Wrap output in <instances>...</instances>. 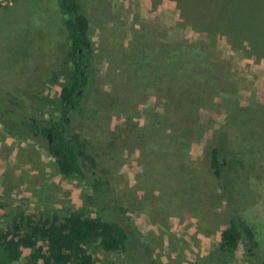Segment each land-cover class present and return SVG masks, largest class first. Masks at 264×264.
Masks as SVG:
<instances>
[{"label": "rangeland", "instance_id": "rangeland-1", "mask_svg": "<svg viewBox=\"0 0 264 264\" xmlns=\"http://www.w3.org/2000/svg\"><path fill=\"white\" fill-rule=\"evenodd\" d=\"M80 2L92 47L90 83L70 129L107 180L109 211L131 239L127 252L90 245L93 264H264L263 91L259 104L247 105L258 85L251 87L245 72L228 73L264 66L252 56L264 50V29L249 35L222 20L177 13L167 1L165 10L133 4L132 13L118 10L115 0ZM261 11L239 13H253L261 27ZM229 50L242 56L231 63ZM67 54L56 0L0 4V228L17 211L106 216L89 182L61 174L45 139L19 127L21 116H58V91L71 69ZM165 92L174 93V106L165 104ZM174 108L189 121L175 122ZM218 136L221 159L239 161L226 172L230 199L251 227L254 247L240 241L218 248L229 220L209 167Z\"/></svg>", "mask_w": 264, "mask_h": 264}, {"label": "trees", "instance_id": "trees-1", "mask_svg": "<svg viewBox=\"0 0 264 264\" xmlns=\"http://www.w3.org/2000/svg\"><path fill=\"white\" fill-rule=\"evenodd\" d=\"M56 1L66 31L67 56L71 66L58 91L59 113L56 118L44 121L21 116L19 127L22 133H35L45 139V149L61 174L76 175L89 182L90 189L100 209L106 211V216L91 217L74 210L61 216L49 211H17L8 217L5 227L0 228V264H93V257L88 251L92 244L105 251L127 252L130 247L131 239L126 227L113 218L114 213L109 211L107 180L94 171V159L87 153L78 134L70 129L72 116L80 112L84 92L90 83L92 47L88 36V20L80 0ZM252 3L257 14L264 10V6L259 8L253 0ZM261 13L264 21V11ZM256 18L253 13L247 16V26L227 21L224 24L237 25L243 27L249 35L254 32L258 35L256 33L264 29V25L259 27L260 22ZM174 98V93L165 92L167 106H174ZM173 111L175 122L185 124L189 121L179 108H174ZM223 148L224 139L218 136L216 146L209 154V167L220 181L229 209L228 224L219 232L218 248L231 250L240 241L254 247L253 231L236 215L230 199L226 172L235 170L239 161L235 158L223 161L220 157ZM23 250L27 251L24 255Z\"/></svg>", "mask_w": 264, "mask_h": 264}, {"label": "crops", "instance_id": "crops-1", "mask_svg": "<svg viewBox=\"0 0 264 264\" xmlns=\"http://www.w3.org/2000/svg\"><path fill=\"white\" fill-rule=\"evenodd\" d=\"M166 1L170 5H173L177 13L185 9V11H187L188 13H196L195 16H204L207 20H222L238 25L244 24L245 26H247L246 21H248L249 19H247V15L246 18L240 17L239 10L245 9L246 7H251L252 9H254V3L250 2L252 0H115V4L118 10L127 9L131 12L132 9H134L133 4L139 2L143 5V8L145 9L154 8L157 10H165ZM181 1L183 3H181ZM132 18H134V15L132 16ZM255 53L257 55H252L254 58V62H258L259 60L264 61V50H260ZM226 54L229 59L231 58V63L232 59H234L233 61H235L236 58L242 56V53L239 50H229ZM255 58L258 59L255 60ZM234 71H238L241 73L245 72L247 77L246 80L251 85V87L258 85L256 87L258 93H256L254 88H252L253 92L251 93V96H249L250 101L247 103V105L259 104V101L257 102L255 98L258 94H260L261 90L263 91L261 92L262 97L264 98V66H245L243 68L241 67V69L239 67L230 68V71L228 73L231 75ZM262 103L264 104V101L261 102V104Z\"/></svg>", "mask_w": 264, "mask_h": 264}, {"label": "built area", "instance_id": "built-area-1", "mask_svg": "<svg viewBox=\"0 0 264 264\" xmlns=\"http://www.w3.org/2000/svg\"><path fill=\"white\" fill-rule=\"evenodd\" d=\"M8 0H0V4H4L5 2H7Z\"/></svg>", "mask_w": 264, "mask_h": 264}, {"label": "flooded vegetation", "instance_id": "flooded-vegetation-1", "mask_svg": "<svg viewBox=\"0 0 264 264\" xmlns=\"http://www.w3.org/2000/svg\"><path fill=\"white\" fill-rule=\"evenodd\" d=\"M33 134H35V133H33Z\"/></svg>", "mask_w": 264, "mask_h": 264}, {"label": "water", "instance_id": "water-1", "mask_svg": "<svg viewBox=\"0 0 264 264\" xmlns=\"http://www.w3.org/2000/svg\"><path fill=\"white\" fill-rule=\"evenodd\" d=\"M49 135V134H48Z\"/></svg>", "mask_w": 264, "mask_h": 264}]
</instances>
